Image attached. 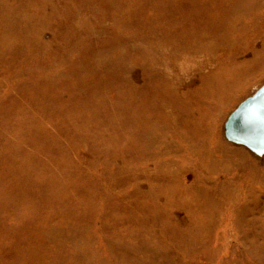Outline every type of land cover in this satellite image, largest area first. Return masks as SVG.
Instances as JSON below:
<instances>
[{
  "label": "rangeland",
  "instance_id": "374dc122",
  "mask_svg": "<svg viewBox=\"0 0 264 264\" xmlns=\"http://www.w3.org/2000/svg\"><path fill=\"white\" fill-rule=\"evenodd\" d=\"M0 264H264V0H0Z\"/></svg>",
  "mask_w": 264,
  "mask_h": 264
}]
</instances>
